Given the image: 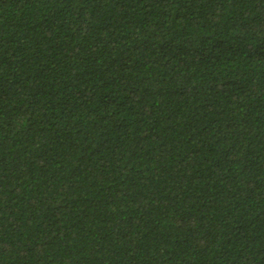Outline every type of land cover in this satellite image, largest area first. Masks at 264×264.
Listing matches in <instances>:
<instances>
[{
	"label": "trees",
	"instance_id": "1",
	"mask_svg": "<svg viewBox=\"0 0 264 264\" xmlns=\"http://www.w3.org/2000/svg\"><path fill=\"white\" fill-rule=\"evenodd\" d=\"M0 264H264V0H0Z\"/></svg>",
	"mask_w": 264,
	"mask_h": 264
}]
</instances>
